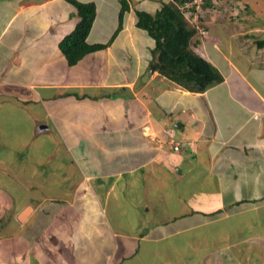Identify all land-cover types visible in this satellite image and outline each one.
Returning a JSON list of instances; mask_svg holds the SVG:
<instances>
[{
	"label": "crops",
	"instance_id": "crops-1",
	"mask_svg": "<svg viewBox=\"0 0 264 264\" xmlns=\"http://www.w3.org/2000/svg\"><path fill=\"white\" fill-rule=\"evenodd\" d=\"M77 1L96 7L87 43L106 47L70 66L71 4L0 0V211L13 219L0 264H256L264 227L243 252L210 227L264 208V66L231 59L226 24L205 21L191 48L223 81L190 92L149 72L154 41L136 26L169 0H128L121 29L119 0ZM213 195L211 212L187 208Z\"/></svg>",
	"mask_w": 264,
	"mask_h": 264
},
{
	"label": "trees",
	"instance_id": "trees-1",
	"mask_svg": "<svg viewBox=\"0 0 264 264\" xmlns=\"http://www.w3.org/2000/svg\"><path fill=\"white\" fill-rule=\"evenodd\" d=\"M66 1L75 8L79 21L74 30L60 41L58 47L67 63L72 66L85 55L104 49L106 45L87 43V36L96 16L95 4L81 3L77 0ZM191 1H168L163 3L154 14L136 11V26L145 31L154 41L150 68L155 67L159 76L190 92L203 93L221 83L223 77L209 61L191 48V41L198 35V28L190 23L180 11V7ZM119 4L118 28L121 29L124 16L129 12L130 6L128 0H119ZM258 47H264V42H259ZM185 143L184 146L180 145L179 149L188 146V143ZM31 190L35 194L36 189L31 188ZM219 213L221 212H215L212 216L219 215ZM14 220L16 221V219ZM9 221H13V219L6 220L2 215L0 230Z\"/></svg>",
	"mask_w": 264,
	"mask_h": 264
},
{
	"label": "rangeland",
	"instance_id": "rangeland-1",
	"mask_svg": "<svg viewBox=\"0 0 264 264\" xmlns=\"http://www.w3.org/2000/svg\"><path fill=\"white\" fill-rule=\"evenodd\" d=\"M180 11L190 23L197 26L198 35L195 38H198V36L201 38L202 34H200V32L206 31V26L204 24L205 21L210 20L214 23L218 22L221 25L226 24L225 28L230 37V43L222 41L221 46L224 47L225 45H228V47L231 48L230 50H227L228 52L231 51V53L234 55L233 56L231 54V59L239 58L238 60H241V62L244 61L245 63H247V61L250 59L253 62V67L264 66V47H258L259 42H264V0H204L203 4L200 5L198 9L196 8V5L193 7V5H190L189 2V7H180ZM194 42L195 41L191 42V44H194ZM193 46H196V44ZM142 81H144V78ZM170 130V133H172L174 128ZM170 136L171 138H168L167 142H169V144H175L176 141H174L173 135ZM52 141L55 142V139H47L46 143H42V145L44 144L45 146V150L51 148L52 145H54ZM54 150L60 151V149ZM187 166L188 163L185 162L179 167L184 172ZM210 189V187H205L204 190L208 192ZM209 194L212 195V192ZM216 206L217 198L214 195L213 197L209 198V201H206L205 199V201L200 202L198 199V201L193 200V202L187 203L188 209H198L203 213L211 212ZM261 208L259 207L258 211H253L247 207V210L245 209L241 215L239 213L237 214V212H234L232 213L233 215L231 218L220 221L217 224H213L210 228L215 230L228 229L231 234V238L240 243H238L239 247L236 251L243 252V247H248L247 244L244 245L243 239L252 237V235H254V231L257 233L260 230L259 228L264 227L262 226V223H259L258 218L260 215H262V218H264V208ZM78 211H76V217H78V220H80L79 217H81V219L82 217L86 218L85 212L80 214V211L79 213ZM7 213L8 215L6 220L10 216L9 211H5L4 216ZM2 214L3 213L0 211V216ZM108 220L110 222L113 221V219ZM80 222L87 224V221L84 219H82ZM257 226L259 228H257ZM220 237H224V235ZM261 237L262 241L259 239ZM261 237H258V240L254 242L252 241L250 244L252 249V258H257L260 254L262 255V259H256V264H260V262L264 260V232ZM2 238L3 236L0 230V263H2V260L5 259L10 260V253L6 251V246L3 242H1ZM259 248H261V250ZM20 252L21 251L19 250L16 252L12 251V253L15 255L16 253L19 255ZM223 257H227V255H223Z\"/></svg>",
	"mask_w": 264,
	"mask_h": 264
},
{
	"label": "built area",
	"instance_id": "built-area-1",
	"mask_svg": "<svg viewBox=\"0 0 264 264\" xmlns=\"http://www.w3.org/2000/svg\"><path fill=\"white\" fill-rule=\"evenodd\" d=\"M169 1L170 2H173V0H169ZM203 2H204V0H192L190 2V5H193V7H195V5H196V8L198 9L200 7V5L203 4ZM183 7H189V2L185 3V5L182 6L181 8H183ZM200 34H205V31H201ZM170 138H171V136H170ZM185 144H186L185 142H178V141H176L175 144H171V145H172V149L174 151H178L179 150V146L180 145L184 146Z\"/></svg>",
	"mask_w": 264,
	"mask_h": 264
},
{
	"label": "water",
	"instance_id": "water-1",
	"mask_svg": "<svg viewBox=\"0 0 264 264\" xmlns=\"http://www.w3.org/2000/svg\"><path fill=\"white\" fill-rule=\"evenodd\" d=\"M154 71H155V67H151L149 72H150V73H153ZM146 79H147V78H144V81H145Z\"/></svg>",
	"mask_w": 264,
	"mask_h": 264
},
{
	"label": "bare ground",
	"instance_id": "bare-ground-1",
	"mask_svg": "<svg viewBox=\"0 0 264 264\" xmlns=\"http://www.w3.org/2000/svg\"><path fill=\"white\" fill-rule=\"evenodd\" d=\"M202 108V107H201ZM134 124V123H133ZM251 198V197H250Z\"/></svg>",
	"mask_w": 264,
	"mask_h": 264
}]
</instances>
